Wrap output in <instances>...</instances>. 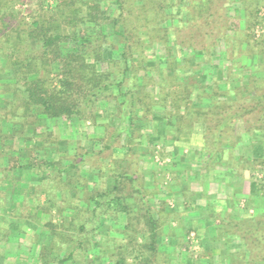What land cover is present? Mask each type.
Returning a JSON list of instances; mask_svg holds the SVG:
<instances>
[{
    "label": "trees",
    "instance_id": "obj_1",
    "mask_svg": "<svg viewBox=\"0 0 264 264\" xmlns=\"http://www.w3.org/2000/svg\"><path fill=\"white\" fill-rule=\"evenodd\" d=\"M54 2L49 9L28 11L25 19L10 10L14 0H0V55L12 76L0 91V193L11 197L7 205L0 203V210L6 206L18 216L20 209L30 208L39 214L33 221L39 222L55 208L54 226L79 234L80 250L90 247L92 240L94 263L109 258L113 264H165L167 256L178 258L182 250L188 252L192 242L184 238L188 233L181 237L170 234L173 223L164 227L162 216L170 210L167 194L176 190L189 202L204 194L195 192L191 197L190 182L183 178L182 170L173 167L174 161L169 170L157 169V182L149 190L136 181L134 172L124 169L129 152L108 163L96 159L104 151H112L120 138V145L128 150L133 139L143 134L148 139L163 137L162 143L169 135L180 141L195 134L197 126L209 162L218 160L225 172L233 169L238 179V184L229 187L230 201L222 199L225 195L220 199L227 205L225 212L214 211L206 202L205 219L197 223L207 232V243L225 246L219 264H264V155L248 158L235 153L242 145L238 131L247 135L264 131V63L257 61L264 55V33H254L256 27L263 29L260 21L264 15L259 13L264 0H110L108 5L94 0ZM183 2H189L190 9L182 6ZM223 2L230 3L225 11L237 5L233 15H206ZM174 8L190 10L193 25L179 20L172 28L181 38L177 40L166 26L173 22ZM199 19L202 26L196 23ZM182 30L184 34L179 36ZM156 43L163 47L164 62L157 61L153 53L147 57L146 52ZM107 44L109 51L118 52L119 59L105 58ZM172 46L184 52L180 61L173 56ZM162 64L168 73L160 68ZM101 102L115 110V127L97 124ZM154 111L160 115L152 116ZM43 121L52 126L41 128ZM81 122L100 125L99 149L88 152L79 140H72ZM137 124L145 133L135 129ZM55 129L68 138L73 154L53 158V153L45 152L56 151L62 139ZM157 152L162 159L164 148ZM86 165L95 178L84 176L82 167ZM242 170L249 172L253 183L247 194L240 184ZM166 171L172 183H167ZM24 173L30 176L27 182L22 179ZM40 196H44L45 206L41 209ZM152 197L157 198V207L149 202ZM120 215L124 219L121 224ZM51 222L42 226L50 233L54 230ZM103 226L107 235L90 238ZM197 226L189 229L196 231ZM110 234L113 237L108 241ZM114 241L116 248L107 245ZM178 244L185 249L176 252ZM47 249H41L43 254L33 253L35 264H47ZM64 252L59 264H77L74 251ZM206 257L203 264H215L212 257ZM187 264L199 263L192 260Z\"/></svg>",
    "mask_w": 264,
    "mask_h": 264
},
{
    "label": "rangeland",
    "instance_id": "obj_2",
    "mask_svg": "<svg viewBox=\"0 0 264 264\" xmlns=\"http://www.w3.org/2000/svg\"><path fill=\"white\" fill-rule=\"evenodd\" d=\"M173 1V0H172ZM94 2H98L100 5H105V4H110V0H94ZM54 0H14V3L12 4L10 10L13 11L14 14H18V16H21L25 19L28 18V11H32V12H36L37 10H39V8L42 9H49L52 5H54ZM228 4H230L228 2ZM227 2H223L221 5H217L215 6L217 9L214 11H208L206 13L207 16H211L214 15L213 17H216L217 15H224V13H227V15H233L234 14V10H233V6H236L235 4L231 5V9L225 11L224 8H226V5H228ZM238 4V3H237ZM182 6H186L188 9H190L189 7V2H183V4H181ZM221 6V7H219ZM113 7V6H112ZM169 11V10H168ZM190 11V10H189ZM187 10H184V8H182L181 10L174 8L173 10V22H169L166 24V26H169L170 28V34L172 35V39L174 38V40L177 39H181L178 36L175 35V32L172 28H175L178 26V22L179 20H183V23L187 25H192V23L189 22V18H190V13ZM83 14H85L83 12ZM198 14V13H197ZM259 15H264V8H261ZM202 22V20H198V22L196 21L197 24H200ZM222 22V21H220ZM181 23V22H180ZM164 25V24H162ZM200 26H202V24H200ZM260 26L263 29H260V27H256L255 29V35L258 36L260 35V33H264V20L261 19L260 21ZM154 28L155 25L153 26ZM104 28V26L101 27V29ZM196 30V27H194ZM99 29V28H97ZM185 34L187 32V29H185ZM181 34H184V31H180L179 32V36ZM229 34H231V32H229ZM176 36V37H175ZM196 36H198V33L196 34ZM108 47L107 45H104V48ZM244 47V45H243ZM242 49V48H241ZM117 51V50H115ZM147 53V57H151L150 54H156L155 57H158L159 59L157 61L161 60L164 62L165 60V53L163 50V47L156 43L153 44L150 47V50ZM172 53L173 56H175L176 59H178L180 61V59H182L184 52L181 49H178L176 46H172ZM104 56L105 58H113V59H119V55L118 52H111L109 51L108 48L105 49L104 52ZM243 57V56H242ZM257 61L258 63L262 64L264 63V55H259L257 57ZM164 67V68H163ZM160 68H163L165 72L168 73L169 69L166 68L163 64ZM8 68L6 67L5 64V60L4 57L0 55V91H1V86L2 84L7 83L8 81H12V76L11 74L7 71ZM188 70V69H187ZM184 72V71H182ZM186 74H188V72H185ZM185 73L183 75H185ZM6 98V97H5ZM111 104H106V103H102L101 102V106H100V110L98 113L99 119H97V124H107L108 126H110L111 128L115 127L118 124V120L114 117L115 116V110H111ZM141 114V113H140ZM160 114L157 113V111L153 112L152 116H159ZM47 125H51L50 121H43L42 127L41 128H45L47 127ZM100 125H96V126H92L89 122H81L80 125H78L76 127V134L75 137L72 138L73 141L79 140L80 141V145L81 147L85 150L90 152L93 149H99L100 148V143L98 142V137H100L99 135L102 133V128H99ZM197 127V126H196ZM195 127V134L188 136L186 140H174V138L172 136H166L165 139V143L161 142V139L163 137L157 136V135H153L152 137H150V139H148L145 134H143L140 138L136 137L133 139V143L131 144L130 148H124L123 146H121V138L120 141L115 144V146L113 147L112 151H104V153L102 154V156H100L98 159H96V161L99 163H108L110 162V160H115V159H121L120 157H123V154H126L129 152L128 154V158L124 163V169L127 170L128 172H134V175L136 179V181L138 180L139 182H143L144 185L143 187H145V185L147 186V189H152L153 188V183L157 182L156 180V175L159 174V170H157L158 168L161 167H166L165 170H169L171 169V165H173L171 163V161H174V165L173 167L176 170H184V178H185V174H190L192 175V177H196L190 182V190L192 191V198L196 196L197 191H201L198 186V180H197V175L195 174V172L193 170H198L197 167H192V165L196 164V163H200V157L196 158V155H193L191 151H204L203 147H202V139L200 136V133L197 132V130H199L198 128ZM142 126L139 127V124L136 125L135 129H139L140 131H142L143 133H145L144 128L141 129ZM239 129V128H238ZM159 130L161 132L162 128L159 126ZM55 131L60 135L62 132L59 131L58 129ZM138 131V130H136ZM242 131V130H241ZM241 131H238L237 135L239 134V137L241 139H239V143L242 144L240 147H237V151H235V153L239 154V155H243L244 157H253L254 155L257 154H263L264 155V131H261L260 133H255L254 135H250V134H245L242 133ZM159 132V134H160ZM241 132V133H240ZM158 134V133H157ZM58 135V136H59ZM121 137V136H120ZM160 137V138H159ZM60 139L61 141H59L58 146H57V150H52V151H45L47 153H53V158H58L59 155H64V154H73L75 152V149H72L69 147V143L66 142V139L68 138H63ZM159 138V139H158ZM160 148H164V156H163V160L160 159L159 154H158V150ZM78 151V150H77ZM158 157V159H157ZM195 159H194V158ZM159 162L158 166L157 163ZM163 163V164H162ZM186 167H189L188 169ZM89 166H83L82 167V173L84 174L85 177H87L89 180L95 178L94 172H89L88 169ZM93 168V167H92ZM136 173V175H135ZM142 174V175H141ZM163 174V173H162ZM243 177V179L245 180V183L242 182L241 186L243 187V190L245 191V193H248L251 186L253 185V183L251 182V178L249 176V172L245 170H242V172L240 173ZM166 177V181L167 183H172L170 178L171 175L166 171L165 174H163ZM141 176V179H140ZM139 177V179H138ZM22 179L24 181H28L27 179H30L29 174L24 173L22 175ZM35 182V181H32ZM37 184V183H36ZM156 184V183H155ZM163 187V185L161 186ZM219 186V183H209L208 185V189L206 190V194L207 195H215L218 197L219 193H221L220 191L221 188ZM225 190V189H224ZM154 191V190H153ZM152 191V192H153ZM162 193L165 192V188H162ZM30 193L33 194V191L30 190ZM218 193V194H217ZM1 194V198L3 196L4 193H0ZM186 194V192H185ZM181 197L185 198V196H182L180 194V192L176 191L173 192L172 194L168 193L167 194V199H166V203H167V207H169L170 210L167 209V212H165L163 214V224L164 227H166L169 222L173 223V225H175V228L173 229H169V233L174 235L175 237H181L180 235L183 234L185 235L188 231H192V233H194V237L190 238L188 237L189 235L186 234L184 236L185 240H189L192 242H189V246H187L188 248V252H186V250H182L185 249V247H179V244L176 246V252L178 250H182L184 253V260L183 262H180V264H187L190 263L192 260L194 262H197L199 264H203L202 260L207 259V257L205 258V256L209 255L210 258L212 257L213 260L212 262L215 264H219V252H217L216 250L214 251H206V247H203V245L201 244L204 243L203 241V236H200V239L198 241L196 234H200L199 232L202 233V231H198V229L196 231H194L193 229H189V221L188 220H184L181 219L183 216V214L188 215V216H192V218H195V220H197V222H199L201 216L199 217L197 211L195 210H186V208H184V211H179L180 209V204L182 203L181 201ZM0 198V199H1ZM58 198V197H56ZM157 198H151L149 200L150 203H153L156 207H157V203H159L157 200H154ZM40 200V205L38 206V208H42L45 207L43 206V201H44V196H40L39 198ZM187 200V199H186ZM131 199L128 200L129 203H131ZM157 201V202H156ZM0 203H4V200L1 199ZM43 204V205H42ZM193 203H189V206L191 207V209H193ZM183 208V207H182ZM230 206H228L227 210L230 212ZM30 213H28V212ZM169 211V212H168ZM187 211V212H186ZM190 211V212H189ZM204 213V211H203ZM19 215L17 216L18 218H30L29 223H30V232L29 234L27 233H21L19 236V244H9L6 245V250L10 249V251L15 250L14 252H17L16 250H19L22 252L21 254L27 255V257H29V264H35V258L33 256L34 255H38L40 253H42L43 251H41V249L48 247V253L46 256V261L47 264H59L58 261L59 259H61L62 256L66 255L64 251L69 250V251H74V257L76 258V262L77 264H113L114 261L109 262L110 259L108 258V261H103L101 262V260H97L96 263H94V256L91 254V250L90 247L92 246V240L90 241V247L88 244V248L85 250H80L79 246H78V235L76 234V232L74 231H69L66 228H62V227H56L54 226V224H56L57 222V218L55 217L56 213H55V208L50 209V213L46 212V214H44V216L42 217V219L38 222V221H33V220H37V217H39V214H36L35 212L32 213V210H30V208L27 210V208L24 209H20V213H18ZM66 217L71 216V213H64ZM205 214V213H204ZM16 217V218H17ZM75 217V216H74ZM16 218L14 220H16ZM17 218V219H18ZM80 218H83V213L80 214ZM23 219H19L16 220V222H20ZM51 220V227L54 228L53 232L50 233V231L48 229L42 228L44 223H48V221ZM123 216L120 215L119 218V223L121 224L123 222ZM188 221V222H187ZM203 221V220H202ZM10 222H13L12 220H10ZM9 222V224H10ZM23 222H28V221H24ZM200 223V222H199ZM1 227V224H0ZM110 230V228H108ZM176 229V230H175ZM1 231V230H0ZM109 232V231H108ZM197 232V233H196ZM107 233L106 227L103 226L102 228L100 227V230L98 231V234L96 236H90L94 237V240H98L100 239V237H103L101 235H105ZM175 233V234H174ZM56 234V236H54ZM71 235H73V237H71ZM75 235V236H74ZM107 235V234H106ZM58 236V237H57ZM109 238H107V240H111L110 237H113L112 234L108 235ZM55 237V238H53ZM80 237V236H79ZM29 241H28V239ZM88 238V236H87ZM5 239L4 237V230L2 232H0V240ZM180 239V238H179ZM88 240V239H87ZM39 241V243H41V245H39L38 247H36V249L34 250V246L37 244V242ZM107 241V242H108ZM117 241V240H116ZM186 241V242H187ZM166 241H162L161 244H166ZM178 243H181L180 241H178ZM209 243V242H208ZM207 243V244H208ZM45 244V245H44ZM117 242L114 241V243L111 244H107L108 246L113 248H116ZM186 244V243H185ZM213 244V242L209 243ZM200 248H199V246ZM50 246V247H49ZM212 247V245H210ZM45 250V249H44ZM2 252V249H0V254ZM32 252V254L30 253ZM45 252V251H44ZM43 254V253H42ZM45 254V255H46ZM176 256V255H175ZM169 258V262H165V264H178V260L180 259V257H174V255L171 254V256H167ZM192 260H191V258ZM0 258L2 259V257L0 256ZM112 258H116V255H114ZM14 257H10L9 259H5L7 264H13L14 261ZM128 262V260H127ZM159 262H163V260H160ZM71 261L66 262L65 264H70ZM38 264H41V261L38 262Z\"/></svg>",
    "mask_w": 264,
    "mask_h": 264
},
{
    "label": "crops",
    "instance_id": "obj_3",
    "mask_svg": "<svg viewBox=\"0 0 264 264\" xmlns=\"http://www.w3.org/2000/svg\"><path fill=\"white\" fill-rule=\"evenodd\" d=\"M191 152L193 155L197 154L196 158L200 157V163L199 164L196 163V164L192 165V167L194 166V167L198 168V170H196V171L193 170L195 172V174L197 175V180L199 183L198 188L201 190V191H197L196 193L201 192L202 194H204V197L198 198L196 201H190L191 203L194 204L192 207L193 209H191V207L189 206L190 202L187 201L186 198L181 197L182 203L180 204L179 211L180 210L184 211V208H186V210H195V211H197L199 217L201 216L199 221H202L205 219L204 217L206 215V212H205V203L206 202L211 203L214 211L219 212V213L222 211L225 212L224 209L227 207V205L225 202H221L222 200H220V199L222 197H224V195H225V198H222V199H224V200L226 199V201H228V202L230 201L229 198H227V195L231 194V190L229 187H231L232 183L238 184V179H237L236 173L233 169L229 168L230 173L225 172L226 167H224L221 164V162H219L218 160L213 161V162H209V160L207 158V151H191ZM161 160H163V159H161ZM158 164L159 163H157V165ZM186 168L188 169L189 167H186ZM181 170L183 171V175H184V170L183 169H181ZM245 172H246V170H245ZM183 178H184V176H183ZM194 178H196V177H194ZM194 178L190 174H187V175L185 174V179H187L189 182L194 181L193 180ZM27 180L29 181V179H27ZM217 182L219 183L220 188L221 187L223 188V191H222L223 195H221L222 193H219L218 197L215 195H210V194L207 195L206 190L208 189L209 183L211 184V183H217ZM242 182L245 183V180L242 179L240 184ZM244 190H243V193H245ZM10 199H11L10 195L6 194V196H4V199H3L4 205H7L9 203ZM218 200H220L221 203H219V202L215 203L214 202V201L217 202ZM4 207L5 208L0 210V224H1V227H0L1 231L0 232H2L4 230V237H5V239L0 240V249H2V252L0 254V256L2 257V259L0 258V264H7L5 259H9V256L15 258L14 259L15 262H13V264H29V257H27V255L21 254L22 252L19 251L20 248L18 250H16V251H18V253H17V252H14L15 250H13V251L12 250L10 251V249L6 250V245L19 244L20 234L23 232L29 234V232L31 230L30 229V223L29 222L28 223L23 222V220H21L20 222H16L17 218H16V215L14 214V211L13 212L7 211L6 206H4ZM203 211L205 214L203 213ZM182 216L183 217L181 219H184V220L186 219L189 221L190 227L191 226H197V225L199 226V227L197 226L198 227L197 229H198V231H202V233L199 232L200 234H196V236H197V239L199 241L198 236L200 235L202 237L204 234V237H203L204 243H202V244H204L203 247L209 246L206 248V251L210 252V250L211 251L216 250L219 253H222V251L224 252L225 246L223 245L222 242H220V243H217V242L214 243L213 242V244H210V245H212V247L209 245V243H211V242H209L207 244V241H206L207 232L205 231V229L203 227L200 226L199 223H197V220H195V218H192V216L190 217V216L185 215V214H183ZM15 218H16V220H14ZM10 220H12L13 222H10ZM9 222H10V224H9ZM187 233L189 235L190 233H192V231H190V232L188 231ZM28 241H29V239H28ZM39 245H41V243H39V241H38L37 244L34 246V250ZM199 248H200V246H199ZM183 260H184V253L181 254L180 259L177 261L178 264H180V262H183ZM202 262H205V260H202Z\"/></svg>",
    "mask_w": 264,
    "mask_h": 264
},
{
    "label": "built area",
    "instance_id": "obj_4",
    "mask_svg": "<svg viewBox=\"0 0 264 264\" xmlns=\"http://www.w3.org/2000/svg\"><path fill=\"white\" fill-rule=\"evenodd\" d=\"M157 159H158V157H157ZM158 160H159V159H158ZM158 163H159V162H158ZM189 237H190V238H193V237H194V233H190V234H189Z\"/></svg>",
    "mask_w": 264,
    "mask_h": 264
}]
</instances>
